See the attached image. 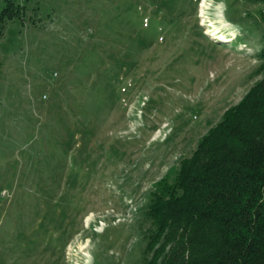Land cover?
I'll return each mask as SVG.
<instances>
[{
  "label": "rangeland",
  "instance_id": "374dc122",
  "mask_svg": "<svg viewBox=\"0 0 264 264\" xmlns=\"http://www.w3.org/2000/svg\"><path fill=\"white\" fill-rule=\"evenodd\" d=\"M14 2L27 11L0 37V264L149 263L155 184L264 79V4Z\"/></svg>",
  "mask_w": 264,
  "mask_h": 264
},
{
  "label": "trees",
  "instance_id": "16d2710c",
  "mask_svg": "<svg viewBox=\"0 0 264 264\" xmlns=\"http://www.w3.org/2000/svg\"><path fill=\"white\" fill-rule=\"evenodd\" d=\"M6 2L0 37L27 11ZM223 115L175 177L155 184L147 264H264V79Z\"/></svg>",
  "mask_w": 264,
  "mask_h": 264
},
{
  "label": "bare ground",
  "instance_id": "6f19581e",
  "mask_svg": "<svg viewBox=\"0 0 264 264\" xmlns=\"http://www.w3.org/2000/svg\"><path fill=\"white\" fill-rule=\"evenodd\" d=\"M221 39V38H220ZM221 40H223V39H221ZM226 41V40H225Z\"/></svg>",
  "mask_w": 264,
  "mask_h": 264
}]
</instances>
